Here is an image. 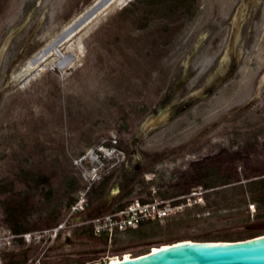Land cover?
<instances>
[{"label":"rangeland","instance_id":"obj_1","mask_svg":"<svg viewBox=\"0 0 264 264\" xmlns=\"http://www.w3.org/2000/svg\"><path fill=\"white\" fill-rule=\"evenodd\" d=\"M248 1L118 0L29 66L94 0H0V46L18 29L0 69V264L106 258L109 264L179 241L264 233L249 227L264 222V82L253 98L264 69V0H258L253 38L245 49L241 39L236 42L243 52L233 78L138 136L148 115L196 87L225 50L231 18L238 8L242 16ZM208 29L214 33L198 54ZM60 53L72 58L64 68ZM194 69L195 76L172 94L173 83ZM136 137V153L122 169ZM100 146L115 147L119 156L106 159L91 180L95 172L84 166L95 163L84 156ZM136 156L145 167L131 179ZM118 188L115 206L184 208L136 227L95 231L84 216ZM60 223L64 228L51 238L50 229Z\"/></svg>","mask_w":264,"mask_h":264},{"label":"water","instance_id":"obj_2","mask_svg":"<svg viewBox=\"0 0 264 264\" xmlns=\"http://www.w3.org/2000/svg\"><path fill=\"white\" fill-rule=\"evenodd\" d=\"M257 0H249L247 6H251ZM237 9L234 19L231 24L229 46L239 37L241 33V12ZM39 26V24H38ZM36 26L30 33L25 45L29 44L35 35L38 28ZM18 29L10 32L0 46V69L5 53L9 44ZM235 72V67H229L220 74L210 78L208 82L198 89L191 91L185 96V101L181 112H185L193 101L209 98L216 90H218L225 82L231 78ZM264 82V69L260 74L259 82L254 93L255 98L258 95L260 85ZM185 85V79H181L171 86V89L177 93ZM1 99V94H0ZM240 110L247 108L248 104ZM178 104H169L166 108L159 110L155 114L148 115L139 130V137L158 128L166 123H169L176 116ZM118 190L111 191L109 198H112ZM253 229H264V222H257L249 226ZM108 258L102 260L105 264ZM116 264H264V233L253 237L223 241V242H193L157 251H149L127 260H121Z\"/></svg>","mask_w":264,"mask_h":264},{"label":"flooded vegetation","instance_id":"obj_3","mask_svg":"<svg viewBox=\"0 0 264 264\" xmlns=\"http://www.w3.org/2000/svg\"><path fill=\"white\" fill-rule=\"evenodd\" d=\"M255 2H256V5L252 4L249 7L247 6L246 12L241 16V18H242L241 33L239 34V37H237V39L233 42V45L229 46L231 24H232L234 17L231 18L230 26H229V32H228V36L226 39L225 50L224 51L221 50L218 54H216V56L213 57V60H212L210 66L208 68V71H206L201 76V78L197 81L198 84L191 91H194V90L198 89L199 87H201L202 85L206 84L210 78L214 77L217 74H220L222 71L226 70L229 67H235V72L233 73L231 78H229V80H231L233 78L234 74L239 69L241 57H242V52H243L242 48L236 50V42L238 39L239 40L241 39V43H242L243 48L244 49L246 48L247 44L253 38L254 30H255V23L261 14L262 5H260L258 3L259 2L258 0ZM257 3L259 4V6H257ZM248 18H250V19L248 20ZM208 30H209V32H206V36L203 38V41L198 45L197 49H195V45L193 46V49L197 50L196 53L200 52L204 45H207L208 41L210 40V36L214 33V30H211V29H208ZM211 41L217 42V37L213 38ZM191 53L192 52H189L190 55H191ZM192 56H193V54H192ZM194 57H195V54H194ZM196 71L197 70L194 69L193 72H191L189 74V76L183 75L176 82H178L179 80L184 78L185 79V85H186L193 78V76H195L194 74ZM227 82H225L223 85H225ZM175 83H173V85ZM172 92H173L172 94H175V92L173 90H172ZM184 99H185V97H183L182 99L173 103V104L179 105L177 108L176 116H179L181 113H183V112H181V109L183 107V104H181V103L183 101H185ZM201 101L202 100H198V101H193L191 103H188V105H190L189 108L193 107L194 105L198 104ZM139 139H140L139 137L135 138L130 152H127L124 155V158H123L122 164H121L122 169L123 168L125 169L126 167L129 166L128 164L130 163V160H131L130 158L132 156H134V154L136 153L135 146H136ZM131 166H132V176L130 178L134 179L137 173H140V172H142V170H144V167H145L144 160L141 159L140 156H136V161H134ZM115 190H118V192L112 198H109V194L111 193V191H114V190H111L108 192V194L103 198L104 202L101 205H97L94 208L88 209L86 216H84V220L87 221L86 223H90L89 221L92 220L93 218L97 217V216L104 215V214L106 215L107 213L108 214H115V213L119 212L120 210H123L124 208L132 205L129 203L126 206H119V205L115 206L117 203V198L122 191V188H118ZM85 204H88V203L85 202Z\"/></svg>","mask_w":264,"mask_h":264},{"label":"built area","instance_id":"obj_4","mask_svg":"<svg viewBox=\"0 0 264 264\" xmlns=\"http://www.w3.org/2000/svg\"><path fill=\"white\" fill-rule=\"evenodd\" d=\"M105 148L106 147L104 146H100L99 150H92L88 152L86 156H84V158L87 157L90 162L95 163V165H92V167L88 169L86 168V166H84L85 172H87L88 174L90 172H95L94 175L91 177V180L93 177L95 178L98 175V173L96 174V172L99 169H103L104 161L106 159L118 158L119 156V153H117V149L115 147H107L106 150ZM182 204L184 203H179L176 205L165 203L164 205H161L160 202H155L152 204H150L149 202H137L136 205L126 207L115 214L97 216L89 222L92 223V226L95 231L110 233L116 229L118 230L127 229L129 227H136L139 223L144 222L146 220L164 217L168 215V212H170L172 208L177 207L179 209H183L184 205ZM80 207H83V205H81ZM78 209V206L74 207V210ZM63 228L64 223H60L50 229V231H52L51 238H56L58 236L59 231ZM47 232H49V230ZM25 235L27 237L30 234ZM94 264H102V261Z\"/></svg>","mask_w":264,"mask_h":264},{"label":"bare ground","instance_id":"obj_5","mask_svg":"<svg viewBox=\"0 0 264 264\" xmlns=\"http://www.w3.org/2000/svg\"><path fill=\"white\" fill-rule=\"evenodd\" d=\"M115 1H118V0H94V2L89 6L88 9H86L84 12L80 13L75 19L70 21L64 27L61 34L55 40H53V42L50 45L48 44L49 46H47L33 60H31L29 62V66L37 65L43 59L44 56L50 54L53 51H56L60 45L64 44L65 42L70 41L72 39V37L78 31L82 30L84 27H86L88 24H90L91 21H93L99 14L105 12L108 8H110V5L112 3H114ZM59 58H62L61 64L59 66L60 68L66 67L72 61L71 60L72 58L70 55H68V57L65 59V56H62V54L60 53ZM193 242L200 243V242H223V241H182V242L167 245L165 247H164V245H160V247H152V251L163 250V249L169 248V247L174 246V245L178 246V245L188 244V243H193ZM143 254H145V253H143ZM114 257H116V255H114ZM133 257H135V256H133ZM127 259H129V258H127ZM127 259H126V255H124V259H122V260H127ZM120 261L118 259H114V261H112V259H110L109 264H116ZM106 264H108V263H106Z\"/></svg>","mask_w":264,"mask_h":264},{"label":"trees","instance_id":"obj_6","mask_svg":"<svg viewBox=\"0 0 264 264\" xmlns=\"http://www.w3.org/2000/svg\"><path fill=\"white\" fill-rule=\"evenodd\" d=\"M255 182V181H254ZM69 203L71 204L72 203V200H69ZM142 223H144V222H142ZM141 223V224H142ZM140 225V224H139ZM188 241H201V240H188ZM205 241H228V240H205ZM179 242H181V241H179ZM178 243V242H177ZM106 264V263H105Z\"/></svg>","mask_w":264,"mask_h":264}]
</instances>
